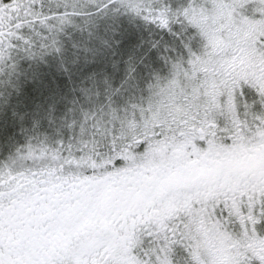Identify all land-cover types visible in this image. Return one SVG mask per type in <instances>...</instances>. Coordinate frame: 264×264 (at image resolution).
I'll list each match as a JSON object with an SVG mask.
<instances>
[{
    "label": "snow or ice",
    "instance_id": "6c2138e0",
    "mask_svg": "<svg viewBox=\"0 0 264 264\" xmlns=\"http://www.w3.org/2000/svg\"><path fill=\"white\" fill-rule=\"evenodd\" d=\"M0 264H264V0H0Z\"/></svg>",
    "mask_w": 264,
    "mask_h": 264
}]
</instances>
